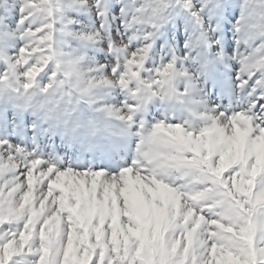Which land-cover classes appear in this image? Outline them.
<instances>
[{"label":"snow or ice","instance_id":"6c2138e0","mask_svg":"<svg viewBox=\"0 0 264 264\" xmlns=\"http://www.w3.org/2000/svg\"><path fill=\"white\" fill-rule=\"evenodd\" d=\"M0 264H264V0H0Z\"/></svg>","mask_w":264,"mask_h":264}]
</instances>
